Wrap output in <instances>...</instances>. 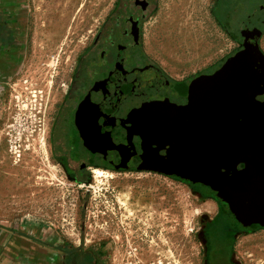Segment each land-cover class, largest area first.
<instances>
[{
    "label": "rangeland",
    "instance_id": "1",
    "mask_svg": "<svg viewBox=\"0 0 264 264\" xmlns=\"http://www.w3.org/2000/svg\"><path fill=\"white\" fill-rule=\"evenodd\" d=\"M117 1L15 0L5 37L13 40V63L0 110V223H40L69 245L82 239L105 264H205L200 220L215 204L193 195L187 182L147 169L94 172L76 182L53 156L54 121L77 61ZM214 1L160 0L148 18L146 47L170 73H197L234 49ZM232 244L238 264H264V228Z\"/></svg>",
    "mask_w": 264,
    "mask_h": 264
},
{
    "label": "flooded vegetation",
    "instance_id": "2",
    "mask_svg": "<svg viewBox=\"0 0 264 264\" xmlns=\"http://www.w3.org/2000/svg\"><path fill=\"white\" fill-rule=\"evenodd\" d=\"M251 1H214L216 19L235 47L210 67L179 76L145 44L146 22L160 0H118L82 51L53 125V156L73 181L87 183L96 168L158 170L187 182L201 201L212 200L213 215L200 220L205 264H238L233 239L264 228L263 168L253 190L243 189L242 178L229 184L226 148L183 114L195 79L245 49L264 53V0L245 11ZM241 12V21L227 20ZM148 153L155 159L152 168Z\"/></svg>",
    "mask_w": 264,
    "mask_h": 264
},
{
    "label": "water",
    "instance_id": "3",
    "mask_svg": "<svg viewBox=\"0 0 264 264\" xmlns=\"http://www.w3.org/2000/svg\"><path fill=\"white\" fill-rule=\"evenodd\" d=\"M183 114L226 148L228 183L242 178L243 189L253 190L264 170V53L245 49L213 74L195 79ZM147 160L152 168L151 153Z\"/></svg>",
    "mask_w": 264,
    "mask_h": 264
},
{
    "label": "crops",
    "instance_id": "4",
    "mask_svg": "<svg viewBox=\"0 0 264 264\" xmlns=\"http://www.w3.org/2000/svg\"><path fill=\"white\" fill-rule=\"evenodd\" d=\"M14 3L15 0H0V110L6 75L13 63L7 50L13 40L5 37L10 35L8 31L13 32L8 22L13 23ZM84 244L87 243L79 239V243L69 245L59 232L40 223H0V264H105L99 248Z\"/></svg>",
    "mask_w": 264,
    "mask_h": 264
},
{
    "label": "bare ground",
    "instance_id": "5",
    "mask_svg": "<svg viewBox=\"0 0 264 264\" xmlns=\"http://www.w3.org/2000/svg\"><path fill=\"white\" fill-rule=\"evenodd\" d=\"M94 172H95V174H96L97 177H102V176L105 175V171L102 170V169H100V168H96V169L94 170Z\"/></svg>",
    "mask_w": 264,
    "mask_h": 264
}]
</instances>
